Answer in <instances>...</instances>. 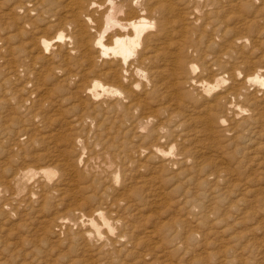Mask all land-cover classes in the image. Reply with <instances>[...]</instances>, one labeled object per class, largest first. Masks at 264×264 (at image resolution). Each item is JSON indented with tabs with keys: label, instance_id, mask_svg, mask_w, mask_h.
<instances>
[{
	"label": "rangeland",
	"instance_id": "1",
	"mask_svg": "<svg viewBox=\"0 0 264 264\" xmlns=\"http://www.w3.org/2000/svg\"><path fill=\"white\" fill-rule=\"evenodd\" d=\"M260 2L262 4L261 6L259 5ZM255 4L253 10L251 9L252 12L246 15L243 14V16L238 18L232 15L231 18L234 20L229 18L227 26H219V28L214 31V33L216 32V36H214V34L212 36L209 35L213 28L208 27V31L206 35L203 36L200 43L202 49L200 52L201 56L196 55L200 62L203 60V62L206 61V63H209L215 60L218 54L219 57L222 56L223 63L235 66L238 71H244V73L242 72L244 75L250 71L257 70L260 66L259 70H262L264 74V68H262L264 66V2L258 0L255 1ZM3 18L0 17V27L3 26V28H5L10 26V24L7 23V18L5 21V18ZM3 23H5V25ZM237 23L242 27L240 28ZM1 29L2 28H0V32ZM212 37H214V39ZM226 38H229V40ZM222 41H224V43ZM210 44L211 46H209ZM225 45H227V47ZM208 47H210V49H206ZM239 47L242 50L236 49ZM10 48L13 47H9L7 44L4 48L3 46L0 47V80L2 81L7 76L5 75L6 71L8 72L6 60L10 59ZM244 49L246 50L245 53ZM202 51H204V53ZM214 51L217 53H214ZM205 52H208L212 56L208 53L207 55ZM3 54H8V56ZM2 55L6 60L1 58ZM240 57L242 58L240 59ZM258 64L260 66H258ZM239 66H241V69ZM249 66L251 67L249 68ZM246 70L249 71L247 72ZM3 76L4 78H2ZM41 77L46 78L45 76ZM56 78L59 82H57ZM54 80H56V82ZM68 80V78H62L60 75L54 76L53 78H46L44 82L48 84L44 85L47 86L45 88L43 86L42 89L44 92L42 90L38 92L40 95L38 93L34 95L36 97V100L34 99L35 102H38L33 104L35 106H33L30 101L24 102V100H27V91H18L16 95L13 94V92H15V87L13 89L11 88L12 90L6 89L7 91H0V264H264L263 93L259 92V98L263 97L260 98V102H262L260 103V112L263 114L261 121H253L252 119L244 121V118L249 115L248 113L250 112L246 111L237 119L243 123H241L243 126L239 125L237 129H234L235 131H228L225 127H220L217 128L218 132L210 134L209 132H205L204 127L200 123L194 122L193 120L181 124L183 118L187 116H197L198 114L196 112L198 110L196 109L199 108L192 107L190 105L191 103L188 102H186L188 103L186 107L184 106L183 108V106H180V108H178L175 104L170 105L169 102L166 104L163 99H160L161 101L159 100L160 102L157 104V98L153 100L143 98L147 101H145L146 105L143 104V107L134 108L130 115L126 116L124 113L119 112L109 114L110 117L109 120L106 121V124L109 123L113 125L112 127H110L109 124H104L103 126L101 125L103 123H97L94 118L81 117V110H79L76 104L80 99H84V97H81L83 94L77 91V82L74 83ZM2 81H0V83ZM60 81L63 83H60ZM67 81L70 83L69 86L67 85ZM52 84H55L56 87L54 85L52 87ZM59 86L61 87L59 88ZM255 86L264 88V85H260L259 83H256ZM255 86H252V88ZM46 88H51L52 90H50L51 92L49 91V95L46 94V91H48V89L45 90ZM63 88L65 90H63ZM25 92L27 93L26 96ZM8 93L10 96L7 95ZM18 93L22 94L20 95ZM80 93L81 95H79ZM37 94L39 95L38 97ZM12 97H14V99H12ZM45 97H47L46 100ZM77 99L79 100L76 101ZM149 103H151L152 106ZM54 105L58 107L56 108ZM9 106H11V108H9ZM49 109H52V113ZM62 109L63 111H61ZM53 110L57 115L53 113ZM141 110L143 112H141ZM48 111L50 115L46 113ZM167 111L174 116L173 122L170 124H167L164 119V117L169 115ZM178 112L182 113L181 117L177 116ZM140 113L145 114L140 115ZM150 114L155 115V121L153 125L146 129L144 136H140L136 131L140 125H144L145 116ZM44 115L48 120L46 118L42 119ZM111 116H114L115 119ZM29 119L31 121H27ZM77 120L78 122H76ZM180 120L181 122H179ZM43 121H45V123ZM73 121L74 123H72ZM109 121H111V123ZM255 123H257V126ZM154 124L156 125L154 126ZM165 124L171 127H166ZM124 125L126 127H124ZM23 126L29 127V129L25 131ZM105 126L112 132H114V130L122 131L121 134H119V143H122L123 146L129 145L128 147L132 153L135 152L137 148H142L143 145H145L143 147H150L153 143L155 144L156 139L154 140L147 135H149L150 131L158 130L157 128L166 127L163 131L165 137L164 139L162 138V146L166 149L167 145L165 143L167 141L175 143L176 140H178L175 143L176 146L174 147L175 149L173 150L172 156L176 154L174 157L178 156V158H181L182 155L179 154L182 151L181 149L188 150L187 155H191L189 157L191 159L186 163L188 165L184 164V166L181 164V166L179 165L176 168L187 167L194 171V173L198 168L200 169V171L198 169L196 172L197 177L195 176V181L189 182L190 185H187V197L189 202L181 206L183 198H181V195L183 192L179 190L180 188L177 189L176 186L174 187L172 182L170 183V187L173 188H166L164 187L165 184L162 188H159V184L152 180L155 185L157 184L158 188L155 185L153 186L154 183L150 181L149 177L153 173L155 174V170L156 173L163 175L159 171V164L156 163L157 161H153L154 164L151 162L148 163L149 165L137 167V159H135L136 163L125 161V164H128L127 166L120 167L119 162L117 165L116 162L118 159L114 155L115 153L107 149L105 150L103 147L104 143L108 145V142L105 140L107 138H103L100 134L102 133L101 129L107 130ZM199 126L202 127V129L199 128ZM97 129L99 132H97ZM238 130H241L243 133ZM192 131L195 134H193ZM188 132L191 134H187ZM72 135H74V137H72ZM205 135L207 137L204 138ZM212 135L219 137L215 138ZM184 136L185 138H183ZM31 137L34 140H32ZM54 137H56V139ZM83 137L85 139L82 140ZM126 137L128 138L126 139ZM71 138L73 140H71L72 142L70 141ZM97 138H101V140ZM38 140L41 141L39 142ZM57 140L61 142L57 143ZM75 140L76 142H74ZM191 140L192 143H188L191 142ZM134 141L139 142L136 144ZM86 142H88V144H86ZM180 144H182V146ZM202 144L205 146L204 149ZM107 145L105 146L107 147ZM206 145H208L209 148ZM55 147L58 150H56ZM61 147L62 150L60 152ZM102 148L104 152H100ZM65 150L68 151L65 152ZM201 153L203 154V156H201L202 158L200 157V155H202ZM77 154L79 157L76 156ZM98 155H102L103 158ZM81 158L85 159V161L83 162ZM112 158L114 160H112ZM196 159H198V161ZM198 163L200 164L198 165ZM68 164L70 166H68ZM100 164L103 168L99 167ZM201 164L202 166H200ZM154 165L155 167H152ZM94 166L96 168H94ZM139 167H141V169H138ZM36 168L39 170L41 168H47L48 170L54 171V173H45L44 175L40 173L34 174L39 171ZM150 168L151 170L149 171ZM224 168L233 172L231 177H228V175L226 177L225 173L221 172ZM88 169L91 171L89 172ZM215 169L219 173H217ZM235 173L238 175L236 174V176ZM133 177L136 178L134 179ZM147 180H149L151 185H149ZM80 182L81 184H79ZM34 183V190H30V188L34 186ZM125 184L128 185L125 186ZM224 184L226 185L224 186ZM146 185H148V188ZM149 189L150 192H146V190ZM131 193L134 194L132 195ZM159 193L164 196L158 195ZM93 195H96L95 197L97 200L98 197H101L98 201L95 199H89L87 201L86 198ZM153 195H156L158 199H155L156 196L153 197ZM160 200L163 201L161 202ZM85 201H87L88 205ZM179 204L180 206L178 207L177 205ZM184 206L187 208H184ZM96 207H101L104 210L106 217L115 228V234L121 233L120 231L122 230L124 233L126 232L124 240L119 242L114 240L116 238L115 236L110 235L113 240L111 249L108 247L110 252L108 250L105 251L104 248H102V250L101 247L99 249L98 246H101L102 243H95L91 240L90 243L88 241L89 239L87 240L84 234H82L83 231H85L84 229H86L83 226V219L90 215ZM187 213H190V217ZM80 215L82 216L81 219H79L81 217ZM106 230V228L103 229L104 233H107Z\"/></svg>",
	"mask_w": 264,
	"mask_h": 264
},
{
	"label": "bare ground",
	"instance_id": "2",
	"mask_svg": "<svg viewBox=\"0 0 264 264\" xmlns=\"http://www.w3.org/2000/svg\"><path fill=\"white\" fill-rule=\"evenodd\" d=\"M255 1H258V0H0V17H2V18L4 17L5 18V19L3 18L4 21L7 18V21H8L7 23L10 24V26L5 27V28H3V26L0 27V28H2L1 29L2 33L0 32L1 33L0 34V47L3 46V48H4V46L6 44L9 47H13V48H10V50H9V52H10L9 53V56H10L9 60L5 59V57L3 56L5 54H3L1 57L2 59L6 60V64L8 66V72L6 71L5 75H7V76L5 78H4V76L2 77V78H4L3 81L0 80V81H2L0 83V91H4L6 89H11V88L13 89L14 87H15L14 88L15 92H13V94H15V95H16V92H18V91L19 92L20 91L21 92L27 91L28 94L25 92V96L27 94V100H24V102L30 101V103L33 105V104L38 103V102H35V100H36L35 99L36 97L34 96L35 93L42 91L43 86L48 84L47 82L46 83L44 82L46 80V78H53L54 76L60 75V76H62V78H68L72 82L78 83L76 89H77V91H79L83 94V96H81V97H84V99H80V100L77 99L76 100V101L79 100L78 103L76 104V106H78L79 110H81V113H82L81 117L94 118V120H96L97 123L98 122L103 123V124H101L103 126H104V124H106V121L109 120V117H110L109 114H111V113L114 114V113L119 112V113H124V115L127 116V115H130V113H132L131 111L134 108H139L140 106L143 107V104L146 105L147 101H146V99H143V98H148V99H152V100L157 98V104H158V102H160L163 99L166 102V104H168V102H169L170 105L175 104L178 108H180V106H183V108H184V106L186 107L188 105V103H191L190 105L192 107L199 108V109H196V110H198L196 112L198 114L197 116H194V115H193L194 117H192V116L188 117L187 116L186 118H183L182 122H181V120L179 121V122H181V124H185L188 121L193 120L194 122L200 123L204 127L205 132H209L210 134L211 133L215 134V132H218L217 128H220V127L221 128L225 127V129H228V131H235L234 129H237L239 125L243 124L241 121H239L237 119L240 117L241 114H243L246 111H250V112L248 113L249 115H247L244 118V121L248 120V119H252L253 121L254 120L261 121V117L263 116V114L260 112V108H261L260 103H262V102H260V100H261L260 98H263V97L259 98V92L264 94V88H260L261 86L260 87L255 86L256 83H259L260 85H264V74L262 73V70H259L261 66L258 64V66H260V67L258 68L257 66H255L258 69L250 71V72H248L249 70L248 71L246 70L248 73L244 75L243 74L244 71H242L243 72L242 73L241 71H238V69L235 66H230L228 64L223 63L222 56L219 57L218 54H217V58L215 60L209 62V63H206V61L203 62V60L200 62L199 58H197L196 55L201 56L200 52L202 49L200 47V43H201V40L203 39V36H205L206 32L208 31V27L213 28V30L211 29L212 32L209 35L212 36L214 34V36H216L215 35L216 32L214 33V31L217 30V28H219V26H225V25L227 26V23L229 22L228 21L229 18L231 20L233 19V18H231L232 15H234V17L237 16V18H238V17L243 16V14L246 15L247 13L252 12L253 7L256 5ZM262 2H264V0H262ZM259 5L260 6L262 5L261 2ZM254 12H255V10H254ZM3 24L5 25V23H3ZM215 26H216V28H215ZM239 26H238V28H239ZM241 27L242 26H240V28ZM223 29H225V28H223ZM221 31H224V30H221ZM208 36H207V38H208ZM212 38L214 39V37H212ZM226 39L229 40V38H226ZM206 41H207V39H206ZM222 42L224 43V41H222ZM205 44H207V43H205ZM209 46H211V44ZM225 46L227 47V45H225ZM215 48H217V47H215ZM219 48H222V47H219ZM206 49H210V47H208ZM217 49H216V51H217ZM236 49H241V48L239 47ZM216 51H214V53ZM234 51H235V49H234ZM245 51L246 50L244 49V53H245ZM202 52L204 53V51H202ZM250 52H252V51H250ZM205 53L207 54L208 52H205ZM211 53H212V51H211ZM220 53H223V52H220ZM242 54H243V52H242ZM209 55H211V54H209ZM214 55H216V54H214ZM5 56H8V54ZM231 57L236 58L234 56H231ZM241 58L242 57H240V59ZM2 66H3V64H2ZM237 66H238V64H237ZM240 67L241 66H239V68ZM250 67L251 66H249V68ZM0 68H1V66H0ZM262 68H264V66ZM41 76H45L46 78H43ZM54 81L56 82V80H54ZM68 81H67V83H68ZM57 82H59L58 79H57ZM61 82L62 81H60V83ZM55 84H52V87H53V85L55 86ZM57 84H59V83H57ZM69 84L70 83H68L67 85L69 86ZM252 86H255V87L252 88ZM45 87H47V86H44V88ZM60 87L61 86H59V88ZM47 89H48V91H46L47 92L46 94H48V93L50 94V92L52 91L51 88H46L45 90H47ZM63 90H65V89L63 88ZM70 90H71V88H70ZM43 92H44V90H43ZM64 93H62V94H64ZM81 93L79 95H81ZM18 94H20V93H18ZM38 94H37V97L40 95V94L39 95ZM58 94H60V93H58ZM58 94H55V95H58ZM7 95L10 96L9 93ZM11 96H12V94H11ZM74 96H75V93H74ZM46 98L47 97H45V100H46ZM50 98H51V96H50ZM12 99H14V97H12ZM70 99H72V98H70ZM0 101H1V99H0ZM42 101H43V99H42ZM71 101H73V100H71ZM61 102H63V101H61ZM186 102H188V103H186ZM185 103H186V105H185ZM149 104L151 105V103H149ZM152 104H154V103H152ZM63 105H62V107H63ZM155 105H156V103H155ZM155 105H154V107H155ZM7 106H8V104H7ZM33 106H35V105H33ZM38 106H40V105H38ZM55 107L57 108L58 106H55ZM9 108H11V106H9ZM151 108H153V107H151ZM151 108H149V109H151ZM187 109H189V108H187ZM56 110H58V109H56ZM170 110H171V108H170ZM263 110H264V108H263ZM49 111L52 113V109H49ZM49 111L46 113L49 114ZM61 111H63V109ZM141 112H143V111L141 110ZM159 112H160V109H159ZM35 113H36V111H35ZM38 113H40V112H38ZM42 113H43V111H42ZM53 113H54V110H53ZM196 113H195V115H196ZM32 114H33V112H32ZM54 114H56V112ZM143 114H145V113H142V114L140 113V115H143ZM168 114H169V112H168ZM181 115H182V113L178 112L177 116L181 117ZM38 116H39V114H38ZM72 116H70V117H72ZM156 116H158V115H156ZM111 117H114V116H111ZM139 117H141V116H139ZM44 118H46L45 115L42 119H44ZM114 119H115V117H114ZM164 119H165V122L167 124H170L173 122L174 116L172 114H169L166 117H164ZM164 119H162V120H164ZM136 120H138V119H136ZM159 120H161V119H159ZM27 121H31V120L29 119ZM45 121H43V122L45 123ZM111 121H109V122L111 123ZM154 121H155V115H151V114L148 116L146 115L144 118V125H140L138 127L136 133H138L140 136H144L146 129H148V127L153 125ZM57 122H59V121H57ZM76 122H78V120ZM37 123H39V122H37ZM37 123H35V124L37 125ZM72 123H74V121ZM112 123H113V121H112ZM115 123H116V121H115ZM117 123H119V122H117ZM32 124H34V123H32ZM108 124H106V125H108ZM256 124L257 123H255V125ZM109 125H110V127H112L113 124L112 125L109 124ZM122 125H123V123H122ZM155 125L156 124H154V126ZM29 126H31V125H29ZM37 126H39V125H37ZM165 126H166V124H165ZM168 126H170V125H168ZM168 126H166V127H168ZM262 126H264V125H262ZM45 127H46V125H45ZM115 127H117V126H115ZM124 127H126V126L124 125ZM105 128H107V130L101 129L102 133H100V134L103 136V138H107L105 140L108 142V145L105 143L104 144L102 143V144L104 145L103 147L105 150L107 149V150L115 153L114 155L118 159V161L116 162L117 165L119 162V166L124 167V166L128 165V164L127 165L125 164V161H130L132 163L137 162L136 166L138 167V166H146L148 163H151V162L153 163V161H157L156 163L159 164L158 165L159 171L163 175L156 173V170H155V174L153 173L149 177L150 181L154 180L155 182H157L159 184V188H162V186L164 184H165L164 187L169 188L170 183L172 182L174 187L176 186L177 189L180 188L179 190H181L183 192V193L181 192L182 193L181 198L183 197L182 202H181V206L185 205L186 203L189 202L188 197H187V187H188L187 185L189 184V182L195 181L194 179H196L195 176L197 175L196 172L198 171L199 168L197 169V171H195L196 174L194 173V171L190 170L187 167L186 168L185 167H179V169L176 168L179 165L181 166V164L188 165L186 163L191 159V158H189L191 155L190 156L187 155L188 150L181 149L182 151L179 153L182 155L181 158H178V156L174 157V155H176V154H174L172 156L173 150L175 149L174 147L176 146L175 143L178 140H176L175 143H173L172 141H167L165 143L167 145L166 149L164 146H162L161 142H162V138L164 139V137H165V133L163 132L165 128L160 127V128H157L158 130H156V131L155 130L150 131L149 135H147V136L150 138H153L154 140L156 139L155 140L156 143L155 144L153 143V145H151L150 147H143V146H145V145H143L142 148H139V149L137 148V150L133 153L129 149V147H128L129 145L123 146L122 143H119L120 142L119 141V134H121L122 131L114 130V132H112V131H109V128L107 126H105ZM199 128L202 129V127H200V126H199ZM28 129H29V127L28 128L24 127L25 131H27ZM195 129H196V127H195ZM101 130H100V132H101ZM82 131H84V130H82ZM31 132H30V134H31ZM97 132H99V130ZM220 132H222V131H220ZM239 132L243 133L241 130ZM63 133H64V131H63ZM78 134H79V132H78ZM187 134H189V132ZM193 134H195V133L193 132ZM225 134H223V135H225ZM234 134H237V133H234ZM23 135H27V134H23ZM200 135H199V137H200ZM129 136H131V135H129ZM171 136H172V134H171ZM188 136H186V137H188ZM212 136L215 137L214 135H212ZM233 136H235V135H233ZM72 137H74V135H72ZM84 137L82 138V140L85 139ZM121 137H122V135H121ZM205 137H207V136L205 135L204 138ZM213 137H211V138H213ZM216 137H219V136H216ZM236 137H234V138H236ZM54 138L56 139V137H54ZM86 138H87V136H86ZM101 138H97V139L101 140ZM127 138L128 137H126V139ZM183 138H185V136ZM31 139H32V137H31ZM45 139H46V137H45ZM50 139H52V138H50ZM129 139H130V137H129ZM32 140H34V139H32ZM71 140H72V138L70 139V141ZM192 140H191V142H188V143H192ZM35 141H36V139H35ZM53 141H54V139H53ZM53 141H52V144H53ZM205 141H206V139H205ZM32 142H34V141H32ZM59 142H61V141H58L57 143H59ZM74 142H76V140ZM127 142H128V140H127ZM137 142H139V141H137ZM137 142H135V143L137 144ZM150 142H151V140H150ZM183 143H185V142H183ZM86 144H88V142H86ZM204 144H202V146ZM209 144H210V142H209ZM55 145H56V143H55ZM71 145H73V144H71ZM105 145H107V147ZM180 145L182 146V144H180ZM208 145H206V146H208ZM202 146H200V147H202ZM56 147H55V149H56ZM185 147H186V145H185ZM204 147L205 146H203V149H204ZM91 148H93V147H91ZM191 148H192V146H191ZM193 148H195V147H193ZM208 148H209V146H208ZM73 149H75V148H73ZM56 150H58V149H56ZM61 150H62V147L60 149V152H61ZM66 151H68V150H65V152ZM100 152H104L103 148H102V151L100 150ZM63 153H64V150H63ZM59 155H60V153H59ZM76 156H78V154ZM201 156H203V154L200 155V157ZM99 157L103 158L102 155ZM65 158H66V156H65ZM88 159H89V156H88ZM104 159H106V158H104ZM135 159H137L136 162H135ZM65 160H67V159H65ZM74 160H75V157H74ZM81 160L83 162L85 161V159H82V158H81ZM112 160H114V159L112 158ZM196 160L198 161V159H196ZM99 161H101V160H99ZM105 161H103V162H105ZM63 162H64V160H63ZM86 162H85V165H86ZM71 163H73V162H71ZM106 163H107V161H106ZM112 163H113V161H112ZM200 163H201V161H200ZM200 163H198V165ZM236 164H238V163H236ZM68 166H70V165L68 164ZM200 166H202V164ZM99 167L103 168L101 166V164ZM104 167H106V166H104ZM152 167H155V165ZM70 168H72V167H70ZM94 168H96V167L94 166ZM226 168H228V167H226ZM36 169L39 170L38 168H36ZM138 169H141V167H139ZM63 170H65V169H63ZM105 170H106V168H105ZM146 170H148V169H146ZM150 170H151V168L149 169V171ZM201 170H202V168H201ZM90 171L91 170H89V172ZM199 171H200V169H199ZM212 172H213V170H212ZM216 172H217V170H216ZM221 172L225 173L226 177H227V175H228V177H231V175L233 174L232 171H230L229 169H225V168ZM38 173L44 175L45 173H47V174L54 173V171L48 170L47 168L46 169L41 168L39 171L35 172L34 174H38ZM133 173H132V175H133ZM217 173H219V172H217ZM91 174H92V172H91ZM135 174H136V171H135ZM142 174H140V175H142ZM150 174H151V172H150ZM236 174L237 173H235V175ZM71 175H72V173H71ZM40 178H42V177H40ZM83 178H84V176H83ZM141 180H139V181H141ZM202 180H203V178H202ZM122 181H123V179H122ZM147 181L149 182V180H147ZM154 181H152V182L154 183ZM94 182L96 183L95 180H94ZM79 184H81V182ZM131 184H134V183H131ZM83 185H85V184H83ZM91 185H92V183H91ZM127 185L125 184V186H127ZM129 185H130V183H129ZM149 185H151L150 182H149ZM154 185H155V183L153 184V186ZM225 185L226 184H224V186ZM9 186H12V185H9ZM155 186H157V184ZM224 186H223V188H224ZM34 187H35V183H34V186L30 188V190L31 189L34 190ZM146 187L148 188V185H146ZM123 188H125V187H123ZM157 188H158V186H157ZM170 188H173V187H170ZM147 191L150 192V189L146 190V192ZM234 191H236V190H234ZM28 192H29V190H28ZM131 194L133 195L134 193H131ZM132 195H130V196H132ZM158 195H160V193ZM95 196L96 195L89 196V198H86V199H87V201L89 199L97 200V198ZM154 196H156V195H153V197ZM160 196H162V195H160ZM100 197H98V200ZM178 197H180V196H178ZM149 198H151V197H149ZM175 198H176V196H175ZM103 199H105V198H103ZM155 199H158L157 196ZM159 199H160V197H159ZM164 200H165V198H164ZM87 201H85V203H87ZM154 201H156V200H154ZM156 202H158V201H156ZM177 202H179V201H177ZM165 203H166V201H165ZM156 204H158V203H156ZM87 205H88V203H87ZM177 206L179 207L180 204ZM189 207H191V206H189ZM184 208H187V207L184 206ZM190 212H191V210H190ZM189 214H188V216H189ZM81 218H82V216L79 219H81ZM197 219H198V217H197ZM82 222H83V226L86 228V229H84L85 231H83L82 234H84V236L87 238V240L89 239L88 240L89 242L91 240L95 243H102L101 246H98V248L99 249H100V247H101V249L104 248L105 251L106 250L109 251L108 247L111 249V245H112L111 243L113 240H112V237H110V235L115 236L116 238L114 240H116L118 242L121 240H124V238L126 236V232L124 233L123 230L120 231L121 233L115 234L114 226H112L111 222L108 220V218L105 215L104 210L101 207H98V208L96 207V209L90 215H88L86 218H84ZM105 228L107 229L106 230L107 233H104V231H103V229H105ZM94 246L97 247L96 245H94ZM203 261H205V260H203Z\"/></svg>",
	"mask_w": 264,
	"mask_h": 264
}]
</instances>
